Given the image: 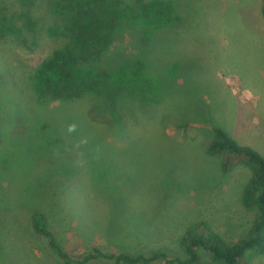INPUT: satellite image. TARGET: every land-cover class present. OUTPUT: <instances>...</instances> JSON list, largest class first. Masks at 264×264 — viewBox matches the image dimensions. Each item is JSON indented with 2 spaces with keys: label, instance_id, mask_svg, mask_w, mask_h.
Returning <instances> with one entry per match:
<instances>
[{
  "label": "rangeland",
  "instance_id": "1",
  "mask_svg": "<svg viewBox=\"0 0 264 264\" xmlns=\"http://www.w3.org/2000/svg\"><path fill=\"white\" fill-rule=\"evenodd\" d=\"M165 1L178 20L149 26L148 33L142 21L129 24L117 32L106 54L141 52L146 65L140 89L124 97L120 125L101 111L103 102L94 94L73 102L49 101L46 107L36 104L30 74L62 47V39L42 34L30 52L0 40V92L11 95L9 106L24 119L10 129L13 138L30 134L28 123L45 136L58 126L71 145L42 147L43 137H28L19 151L7 136L1 141L0 170L12 171L16 165L28 172L33 155L45 159V165L34 173L30 193L15 187L24 183L0 176V190L7 191L10 204L0 209V264H61L30 228L29 211L34 209L45 214L56 240L75 260L92 248L115 254L156 249L178 254V238L197 222L230 244L248 234L254 212L240 198L250 172L239 166L222 173L220 158L207 155L206 148L212 126H217L264 158L261 0ZM1 3L10 7L12 2ZM38 14L50 24L45 10ZM93 107L97 110H91V120ZM54 138L51 142H59ZM40 159L35 167L43 165ZM56 160L69 162L75 174L53 177L60 169ZM46 179L50 184L39 194ZM29 194L40 196L17 205ZM200 264L212 262L203 254ZM247 264H264V256L249 254Z\"/></svg>",
  "mask_w": 264,
  "mask_h": 264
},
{
  "label": "trees",
  "instance_id": "2",
  "mask_svg": "<svg viewBox=\"0 0 264 264\" xmlns=\"http://www.w3.org/2000/svg\"><path fill=\"white\" fill-rule=\"evenodd\" d=\"M11 2L10 7L5 3L0 4V40L8 39L15 48L24 52L36 48L42 34L64 41L60 49L52 52L30 74L36 104L46 107L49 101L73 102L94 94L103 102L100 106L101 111L109 113L114 123L118 125L122 122L119 111L124 106L126 100L124 97L133 95L140 89V80L144 76L146 65L141 52L134 55L115 50L110 57L106 56L116 41L117 32L129 24L142 21L148 26L145 28L148 33L151 31L149 26L165 27L171 19L178 20L177 17L173 18L174 9L165 0H133L132 3H125L122 0H11ZM261 3V15L264 20V0H261ZM41 10L47 12L49 25L40 21L43 20L38 14ZM10 96L0 92V143L4 136H7L8 140L15 141L14 145L18 146L12 145L13 149L20 151L22 148H19V145L23 144V140L30 137L34 141L41 136L43 138L39 143L42 147L43 144L50 146L51 143L60 144L61 148L71 146L61 133L62 127L57 129L58 126L53 128L54 132L45 136L43 131L32 126L33 123L32 125L28 123L30 134L23 138H13L10 129L24 119L16 108L9 106L12 104ZM91 110L95 112L97 109L93 107L88 111V117L93 120ZM35 120H38V117ZM52 125L55 126L54 123L50 124ZM68 133L70 134L69 129ZM211 134L206 154L220 158L222 173L227 174L239 166L250 172L240 201L245 209L254 212V219L248 234L237 242L230 244L206 223L197 222L188 225L178 238V254L166 249L151 250L146 254H115L92 248L91 252L83 255L80 260H75L56 240L45 214L36 209L29 211L32 232L45 239L48 248L61 264H88L96 260L112 261L113 264H200L203 254L212 264H247L249 254L264 256V158L252 148L239 145L220 127L212 126ZM53 135L56 136L53 141L59 142H51L50 137ZM39 159L43 161V165L35 167L36 160ZM28 162L30 167L28 172L23 173L15 165L12 171H7L6 168L0 170V176L9 178L7 180L9 182L24 183L15 187L17 190L24 189L30 193L33 189L34 173L43 169L45 159L33 155ZM57 164L60 169L55 170L53 177L71 175L72 171L75 174L76 170L68 166L69 162L64 164L58 161ZM50 180L42 182L39 194H42L44 187L50 184ZM11 187L7 185L6 188ZM37 187L40 188L39 185ZM39 194H29L27 201L17 205H27L29 200L39 197ZM6 198L7 191L0 190V209L10 207ZM24 198L26 196L21 200Z\"/></svg>",
  "mask_w": 264,
  "mask_h": 264
}]
</instances>
